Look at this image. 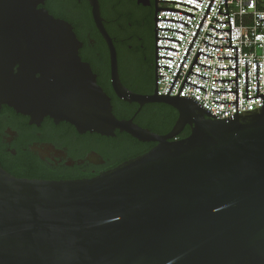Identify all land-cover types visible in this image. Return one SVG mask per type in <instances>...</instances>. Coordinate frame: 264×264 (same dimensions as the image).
<instances>
[{"label": "water", "instance_id": "obj_1", "mask_svg": "<svg viewBox=\"0 0 264 264\" xmlns=\"http://www.w3.org/2000/svg\"><path fill=\"white\" fill-rule=\"evenodd\" d=\"M90 1L109 51L117 98L140 109L169 105L178 112L177 122L161 135L133 118L118 119L111 97L80 57L82 44L72 26L38 9L36 0H0V112L8 106L37 126L49 117L56 124L69 123L80 135L114 138L119 131L155 144L92 178H18L0 165V264H264V94H258L257 63V96L248 98L246 61L247 100L262 97L263 109L238 114V47H231L230 19L216 20L229 23L230 30L210 27L230 31V38H216L230 39V46L204 41L236 48V57H218L236 59V68H216L236 70V79H215L236 81V91L213 90L236 93V102L214 101L236 103V114L217 119L193 97H179L185 83L207 92L187 81L204 54L200 51L178 96H169L214 0L167 95H158V76L166 77L158 75V67H166L158 66V58L174 59L158 56V49L177 50L158 47L157 40L181 41L158 38L157 33H185L158 28V20L189 24L158 19L157 13L194 15L157 9L155 88L144 95L123 84L99 2ZM187 126L190 135L179 139Z\"/></svg>", "mask_w": 264, "mask_h": 264}, {"label": "built area", "instance_id": "obj_2", "mask_svg": "<svg viewBox=\"0 0 264 264\" xmlns=\"http://www.w3.org/2000/svg\"><path fill=\"white\" fill-rule=\"evenodd\" d=\"M160 1L182 3L158 2L160 8L177 9L194 15V17H190L183 13L166 11L157 13L158 19H173L189 24L188 26L175 21L158 20V28H169L185 33L170 30H158L157 33L158 38H171L181 41L179 43L167 39L157 40L158 47H169L178 51L158 49V56L174 59L158 58V66L170 68L158 67V75L166 76H158V95H167L212 0H201L202 2L197 0ZM187 5L198 8V10ZM227 8L225 0H214L169 94V96H178L198 52L204 53L200 54L197 60L202 65L195 63L191 71L210 79L190 73L187 81L206 89L207 92L185 83L179 97H193L203 108L220 117L217 119H225L236 114V103L220 104L214 102H236V93L213 91H236V81H215V79H236V70L216 69L236 68V59H218V57H236V48L214 47L230 46V39H216L230 38V31H218L210 27L230 30L231 24V47H238V114L263 109L262 97L247 100L246 61L248 62V98H253L257 96V63L258 94H264V20H260L264 19V0H227ZM219 11L229 15L220 14ZM213 19L215 20L213 21ZM229 19L230 24L221 23L229 22Z\"/></svg>", "mask_w": 264, "mask_h": 264}, {"label": "flooded vegetation", "instance_id": "obj_3", "mask_svg": "<svg viewBox=\"0 0 264 264\" xmlns=\"http://www.w3.org/2000/svg\"><path fill=\"white\" fill-rule=\"evenodd\" d=\"M37 8L70 24L82 46L80 57L91 65L100 79V71L109 70L107 45L97 27L90 0H36ZM105 29L114 41L118 54L119 74L122 78L121 55L140 48L142 60L148 53L155 57L156 0H98ZM122 53V54H121ZM106 59L103 62L100 60ZM110 78V76H109ZM111 82V78H110ZM115 103L112 100L113 111ZM117 106L124 104L117 102ZM82 136L85 143H80ZM117 136V135H116ZM115 136V137H116ZM114 137V138H115ZM92 136L80 135L66 122L56 124L45 118L40 126L30 123V117L4 106L0 112V165L8 171H21L33 166L52 172L73 170L76 166L92 174H100L115 164L96 151ZM149 143L129 152L137 156ZM128 153V154H129Z\"/></svg>", "mask_w": 264, "mask_h": 264}, {"label": "trees", "instance_id": "obj_4", "mask_svg": "<svg viewBox=\"0 0 264 264\" xmlns=\"http://www.w3.org/2000/svg\"><path fill=\"white\" fill-rule=\"evenodd\" d=\"M155 47V45H154ZM139 47H135L133 50H127L125 56L120 58V64L122 67V82L131 91L144 95H152L155 88V57L153 54L148 53V58L142 60L141 52ZM122 54V53H121ZM106 59H101L100 62ZM109 70L103 69L100 71L99 85L103 90L116 102L114 114L120 119H134V122L142 128L149 129L151 132L165 135L169 133L178 119V112L173 107L166 104H148L140 109L139 105L133 103L129 104L121 101L115 95L110 78ZM117 102L124 104V107L117 106ZM191 133L190 127H186L179 136V139L187 138ZM94 140L93 148L100 152L106 160H114L116 163L111 164L109 169H112L122 162L131 158L137 157L148 152L154 143H149L150 146L144 148L137 156L131 155L132 149L137 146L147 144L142 143L126 133L116 132L115 138L103 137L98 134H90ZM80 143H85V139L82 136L78 137ZM129 153V154H128ZM15 177L18 178H29V179H45V180H73V179H84L92 178L99 174H92L84 171L82 167L76 166L73 170L64 172H52L33 166H26L21 171H8Z\"/></svg>", "mask_w": 264, "mask_h": 264}]
</instances>
